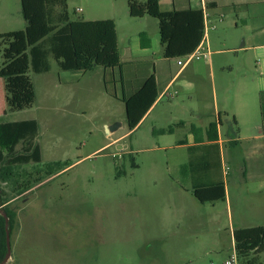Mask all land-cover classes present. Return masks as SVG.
Returning a JSON list of instances; mask_svg holds the SVG:
<instances>
[{
	"label": "rangeland",
	"instance_id": "1",
	"mask_svg": "<svg viewBox=\"0 0 264 264\" xmlns=\"http://www.w3.org/2000/svg\"><path fill=\"white\" fill-rule=\"evenodd\" d=\"M126 1L67 0V10L73 20H118V50L126 78L137 72L154 74L155 68L162 79L174 74L176 59L161 55L157 20L148 16L149 24H126L124 21L131 20L125 14ZM78 9L81 13H75ZM26 25L20 0H0V34L23 31ZM215 25V30H208L212 43L209 60L191 63L200 65L201 80H194L191 71L179 78L193 81L195 87L203 85L205 98L172 87L170 93L176 91V98L170 102L163 98L144 123L126 136L120 88L115 98L108 72L102 67L62 71L50 57L47 73L29 71L0 78V123H38L41 164L23 166L18 172L36 174V168L44 171L49 164L66 162L61 166L64 170L55 171L16 198L12 182L0 183L9 199L6 205L16 212L9 234L10 255L3 264H221L234 246V229L264 226L263 149L249 155L247 146L225 148L222 143L227 195L224 200L201 203L192 195L189 178L180 173V158L174 160L173 145L186 130L151 133L152 128L173 127L179 120L198 126L211 120L216 99L207 76L210 65L217 109L222 111L225 101L231 105L227 97L235 89L232 81L249 73L252 62L240 48V31L218 34L220 25ZM138 31L149 33L150 41L155 39L154 56L127 63V47L138 50ZM2 63L0 53V66ZM223 66H231L233 73L222 70ZM197 115L201 120L194 118ZM220 116L225 131L223 112ZM105 126L114 129L111 135ZM220 138L224 140L223 132Z\"/></svg>",
	"mask_w": 264,
	"mask_h": 264
},
{
	"label": "trees",
	"instance_id": "2",
	"mask_svg": "<svg viewBox=\"0 0 264 264\" xmlns=\"http://www.w3.org/2000/svg\"><path fill=\"white\" fill-rule=\"evenodd\" d=\"M20 5L27 25L23 31L0 34V53L3 58L0 78L22 76L29 71L47 73L50 70V57L62 71L86 72L102 67L106 70L117 68L123 72L112 20H73L67 10V0H20ZM127 10L132 18L149 16L157 20L162 57L165 59L183 58L191 54L202 41L203 15L200 9L164 12L158 0H127ZM139 38L142 49L150 47L146 33H139ZM156 98L154 74H150L130 96L121 98L129 131L136 128ZM260 104L264 132V109L263 103ZM220 123L218 118L204 131L195 126L190 127L194 145L187 148L188 162L181 167L180 173L189 178L192 195L201 203L225 198L218 144ZM172 132L173 127L152 131L159 135ZM237 135V123L232 118L226 132L229 147L238 146ZM37 136L38 123L35 120L0 123V183L12 182L15 198L53 176L55 171L64 170L61 166L66 165V162H57L49 164L44 171L36 168L38 176L18 172L23 166L34 164L37 167L41 164ZM8 201L0 190V210L8 219L6 223L0 213V264H3L7 255L6 226L11 234L16 221V212L6 205ZM232 237L240 264H261L264 226L236 228Z\"/></svg>",
	"mask_w": 264,
	"mask_h": 264
},
{
	"label": "crops",
	"instance_id": "3",
	"mask_svg": "<svg viewBox=\"0 0 264 264\" xmlns=\"http://www.w3.org/2000/svg\"><path fill=\"white\" fill-rule=\"evenodd\" d=\"M159 1V7L162 11L168 12L172 10H195V9H202L206 8L207 12L209 14V24L214 26L216 29V23L220 25V28L218 29L217 33L221 34L223 32H226L228 30H235L240 31V37L243 39V43L240 48H243V52L248 55L247 58L252 62L250 65V69L248 70L245 67V70H248L249 73H244V75L240 76V78H234L232 81V84L235 89L229 91V97H227V100H232L231 105L225 101L224 104L226 106L221 109L222 111H219L217 109V94L215 89V83H214V71L212 65H210V72H208L207 76L211 78V84H212V90L215 100V106L213 110V115L210 117V121L204 125V126H198L195 123L191 121H184L179 120L176 123L173 124V132L175 133V130H186L187 134H183L178 136L176 139L173 150L175 151L174 160H177L180 158L179 161V170H181V167L186 165L188 162V152L187 148L194 145V137L190 132V127L195 126L197 128L202 129L203 131L208 127V125L211 122L216 121L218 118L220 119V125H218V144L220 146V153H221V160L223 156V144L226 147H229L228 144V138L226 137L227 130L223 131V122L221 119V112H223V118L226 123V128H228L232 118L235 119L237 123L238 128V135H237V142L238 146L235 148H241L244 146H247L246 152L249 155H256L260 154L261 150H264V132L262 130V118H261V102L263 103V109H264V0H158ZM127 5V1H126ZM125 14L129 19L124 21L126 24H132L133 21H138L139 24L148 23V20L145 16L141 19L132 18L128 14V10L126 9ZM112 20L115 24V30L117 35V27H118V20L115 17H107L103 19H83L85 21H96V20ZM135 19V20H134ZM157 29H158V22H157ZM146 33L145 31H138L137 37H138V43L137 51H132L130 47H127V55L124 59L127 63H132L134 60L137 59H146V58H153L154 53L151 52L152 49V43L153 40L150 41V47L142 49L140 47V39H139V33ZM148 37L150 36L149 33H146ZM135 40V39H133ZM157 40L160 45V37H159V31H158V37ZM117 41H118V35H117ZM206 46L207 48L212 46V43L210 41V36L207 31L205 39H202L199 46ZM135 46V45H134ZM133 46V47H134ZM198 46V47H199ZM161 55H162V49H161ZM160 60H158L159 62ZM120 62H122L120 58ZM190 62L189 64L185 65L184 67H178L176 69V72L174 74L167 75L165 79L160 78V73L156 71L154 72V77L156 80V87H157V98L153 105L150 107V109L147 111V113L144 115V117L141 119L139 124L136 126L134 130H136L138 127H140L144 121L148 118V116L152 113V111L159 105L161 100V94L165 91H168L169 94L172 95V97L167 98V100L173 101L176 96L177 92H171L170 90L172 87H180L184 89L188 94H198L200 98H205L203 96V85H198L195 87V83L192 81H186V80H179L180 76L183 75L187 71H191L192 77L198 80H201L203 74L201 73L200 65H196V67L191 66ZM155 64V63H154ZM155 67L156 64L154 65ZM194 67V68H193ZM115 69H107L108 75H109V81L112 82L114 93L113 95L115 98L118 97L117 90L120 88V93L122 98L130 96L134 91H136L143 83V81L149 76V75H140L139 72H137L136 75H134L131 78H126L124 72H115L117 71ZM228 70L229 73H233V68L231 66H223L222 70ZM83 72V71H79ZM87 72V71H86ZM156 74H158L159 77H156ZM206 76V77H207ZM230 85V86H231ZM229 89V87H228ZM122 102V101H121ZM179 109H183L184 106L178 105ZM196 120H201V115L194 116ZM170 127V126H169ZM172 127V126H171ZM106 129H108L107 126H105ZM168 128V127H167ZM166 128H152L153 130H161ZM134 130L129 131L123 135H130L134 132ZM246 130V131H245ZM113 130H108V134H112ZM151 131V133H152ZM224 133V142L220 138V133ZM153 134V133H152ZM165 135V134H164ZM121 138V137H120ZM119 138L113 140L112 142H116ZM222 173L225 175V172L222 167ZM190 181V180H189ZM191 186V183H190ZM227 195V191L225 188V197ZM228 253H225L224 259L227 257ZM223 259V260H224Z\"/></svg>",
	"mask_w": 264,
	"mask_h": 264
},
{
	"label": "built area",
	"instance_id": "4",
	"mask_svg": "<svg viewBox=\"0 0 264 264\" xmlns=\"http://www.w3.org/2000/svg\"><path fill=\"white\" fill-rule=\"evenodd\" d=\"M202 15H203V37L202 39H205L207 31L211 28H214V26L209 24V14L207 12L206 8H202ZM75 13H81V10H75ZM209 51L207 47H204L200 45L197 47L191 54H188L187 56H184L183 58H179L176 60V63L180 67H184L185 65L189 64L193 60H209ZM172 97L171 94H169L168 91H165L161 94V98H169ZM225 169V168H224ZM226 172V171H225ZM213 264V263H210ZM221 264H240L234 246L232 247L231 251L227 255V257L222 261Z\"/></svg>",
	"mask_w": 264,
	"mask_h": 264
},
{
	"label": "water",
	"instance_id": "5",
	"mask_svg": "<svg viewBox=\"0 0 264 264\" xmlns=\"http://www.w3.org/2000/svg\"><path fill=\"white\" fill-rule=\"evenodd\" d=\"M108 130H112L111 128H108L107 129V132ZM0 213L2 214V216L5 218V222L7 223L8 222V219L6 218V215L0 210ZM5 238H6V247H7V255H10V237H9V231H8V228L6 226V229H5Z\"/></svg>",
	"mask_w": 264,
	"mask_h": 264
}]
</instances>
